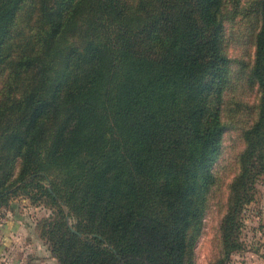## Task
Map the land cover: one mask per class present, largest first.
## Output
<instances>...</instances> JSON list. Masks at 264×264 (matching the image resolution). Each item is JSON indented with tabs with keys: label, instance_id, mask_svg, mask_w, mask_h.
Returning a JSON list of instances; mask_svg holds the SVG:
<instances>
[{
	"label": "trees",
	"instance_id": "trees-1",
	"mask_svg": "<svg viewBox=\"0 0 264 264\" xmlns=\"http://www.w3.org/2000/svg\"><path fill=\"white\" fill-rule=\"evenodd\" d=\"M230 126L243 147L207 264L242 247L264 171V0H0V205L52 207L57 264H194Z\"/></svg>",
	"mask_w": 264,
	"mask_h": 264
},
{
	"label": "rangeland",
	"instance_id": "rangeland-1",
	"mask_svg": "<svg viewBox=\"0 0 264 264\" xmlns=\"http://www.w3.org/2000/svg\"><path fill=\"white\" fill-rule=\"evenodd\" d=\"M241 52L239 45L228 48L232 56ZM252 52L253 47L248 44L243 58L251 59ZM233 92L230 95L234 98L251 104L253 93L241 96ZM228 101V110L235 116L234 123H238L243 110ZM242 147L236 127L230 126L223 133L221 153L214 164L217 184L203 216L201 233L194 243V264H207L218 255V225L226 202L227 183L237 169L236 155ZM254 186L252 199L240 211L242 224L238 235L242 247L233 250L224 264H264V171L258 175ZM51 210L42 199L32 200L23 193L11 196L6 205H0V264H57L48 242L39 233L41 220ZM2 224L9 226L8 231H2Z\"/></svg>",
	"mask_w": 264,
	"mask_h": 264
},
{
	"label": "crops",
	"instance_id": "crops-1",
	"mask_svg": "<svg viewBox=\"0 0 264 264\" xmlns=\"http://www.w3.org/2000/svg\"><path fill=\"white\" fill-rule=\"evenodd\" d=\"M1 229H2V228H1ZM8 229H9V226H3V230H2V231H3V232H4V231H8Z\"/></svg>",
	"mask_w": 264,
	"mask_h": 264
}]
</instances>
